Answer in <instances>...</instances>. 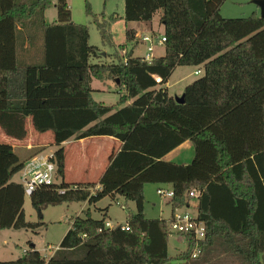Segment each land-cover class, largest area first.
<instances>
[{
	"label": "trees",
	"instance_id": "1",
	"mask_svg": "<svg viewBox=\"0 0 264 264\" xmlns=\"http://www.w3.org/2000/svg\"><path fill=\"white\" fill-rule=\"evenodd\" d=\"M225 1L125 0L126 22H151L162 10L165 53L147 61L131 50L123 58L117 52V61L91 63L100 59V49L90 44L88 26L72 20L68 0H57L53 23L45 18L51 0H0V127L5 133L25 140L29 119L36 132H53L60 146L50 158L56 179L64 177L63 142L107 136L121 143L99 181L63 180L38 189L31 196L34 208L92 205L118 195L136 204L125 224L102 232L106 215L98 220L89 208L83 210L48 261L32 246L0 264H172L171 220L192 202L206 236L180 233L188 247L178 259L264 264V18H225L220 14ZM99 25L107 42L108 26ZM133 37L128 31L127 40ZM38 46L42 62L29 51ZM178 66L203 72L186 86L182 103L166 87ZM93 79L115 84L117 104L93 98ZM187 141L194 150L190 163L165 159ZM45 149L20 152L0 142V230L42 225L25 219V188L12 178ZM147 184L173 190L168 219L146 216ZM192 191L199 195L191 197Z\"/></svg>",
	"mask_w": 264,
	"mask_h": 264
},
{
	"label": "rangeland",
	"instance_id": "2",
	"mask_svg": "<svg viewBox=\"0 0 264 264\" xmlns=\"http://www.w3.org/2000/svg\"><path fill=\"white\" fill-rule=\"evenodd\" d=\"M51 6L45 12L47 23H53L57 20V0H51ZM72 20L77 24L87 25L90 31V44L100 49V59L92 58L91 63H98L99 60L106 62L117 61L116 53L121 58L126 51H134L137 56H145L148 48L152 45L153 56H161L165 53L164 44L160 43L164 33V26L160 22L162 10H159L151 22H126L124 19L125 0H68ZM220 14L225 18H244L252 14L260 15V8L254 3V0H226L220 7ZM117 19L112 21V16ZM108 26L110 34L109 40L105 42L102 39L100 25ZM134 27L142 33L138 37H133ZM131 31L132 40H127V32ZM133 32V33H132ZM142 36H148L150 41H142ZM160 43V44H159ZM38 46L29 50L36 54L37 59L43 61V49ZM36 50V52L34 51ZM34 54V55H35ZM197 71H200L198 74ZM203 72L199 67L178 66L172 73L166 87L171 96H181L188 84H191L197 78L202 76ZM92 88L94 89L93 98L97 102L107 105H115L119 99V93L112 81H102L93 79ZM100 88V89H99ZM30 141H37V138L43 140L46 144L45 153L38 157L53 155L60 146L56 143V136L53 132L38 133L33 129L31 122H28ZM0 142L9 143V137L1 132ZM190 145L191 141H189ZM97 142L90 145L73 143L70 145H61L65 152L64 177L57 178L56 182L63 180L68 183H90L97 182L103 174L104 166L111 157L114 146H100ZM83 152L85 159L82 158ZM20 183H25L22 172L14 177ZM166 184H148L145 214L148 218H164L171 216V206L168 199L157 193L159 187L166 188ZM196 203V202H193ZM192 204V203H191ZM90 209L92 217L102 219L106 215L107 222L113 227L126 223L131 214L136 213V204L128 201L122 196L104 197L97 203L88 205L87 203H71L56 206H48L42 211L37 210L32 205V198L29 195L25 197L24 214L29 222L42 225L36 229H7L0 230V261L15 260L22 256L24 252L35 246L48 261L59 247L65 234L69 230L73 219L83 216V210ZM180 209L179 211H183ZM197 214L196 204L189 209ZM188 247L186 238L180 233L172 230L168 240V253L173 258L172 264H185V261L178 259ZM190 264V263H188ZM204 264H211L205 262Z\"/></svg>",
	"mask_w": 264,
	"mask_h": 264
},
{
	"label": "built area",
	"instance_id": "3",
	"mask_svg": "<svg viewBox=\"0 0 264 264\" xmlns=\"http://www.w3.org/2000/svg\"><path fill=\"white\" fill-rule=\"evenodd\" d=\"M144 42L150 41L148 36L141 37ZM165 38L163 37L160 43L163 44L165 42ZM150 53L145 55V60L151 61L153 58V47L152 45L148 48ZM200 71H197L198 74ZM160 78H157V81L160 82ZM53 155H48L46 157H35L29 160L23 170L21 171L23 174L24 180V188L26 195L32 196V194L41 188L51 187L56 183V172L57 166L56 164L50 160ZM157 193L166 198L170 199L173 197L174 192L170 189L158 188ZM199 194L197 192H190L191 197H197ZM193 206H189L183 211H179L177 209L174 213L173 219L171 220V228L178 233H191L195 236L196 239H203L206 236V227L203 221L198 219V215L189 211ZM197 212V211H196ZM118 227V226H117ZM110 222H106L104 228L99 229L100 232L106 229H115ZM123 229L129 230V226L124 225ZM200 253V249L198 248L193 257H197Z\"/></svg>",
	"mask_w": 264,
	"mask_h": 264
},
{
	"label": "crops",
	"instance_id": "4",
	"mask_svg": "<svg viewBox=\"0 0 264 264\" xmlns=\"http://www.w3.org/2000/svg\"><path fill=\"white\" fill-rule=\"evenodd\" d=\"M131 31H133L135 33V37L140 36L141 33H142L140 30H137L134 27L131 28ZM155 56H157V55H155ZM29 121L31 122L30 119L28 120V122ZM28 122H27V125H28ZM1 132L5 133V131L0 127V134H1ZM9 139H10V142L9 143L13 145L14 149L16 151L19 150L20 152H23L26 149H32V148H36V147H45V148L47 147L46 144L41 143V142H44L43 140H40V139L37 138V141H38V143H37L36 141H33V140L30 141V137L29 136L25 140H16V139H14L12 137H9ZM74 142L75 143L77 142L79 144H84V150H86V148H88V146L86 147V143L87 144L89 143L90 145H92L95 142H97L98 144H100L99 147L100 146H102V147L103 146H108V145L109 146H114V149L115 150H113L112 155L115 154V153H117V151L120 149V145H121L120 141L116 140L115 138L107 137V136L84 137V138H78V139H76L75 137H73L70 140H67V141L63 142L62 145H70V144H73ZM191 144H192V142H191ZM45 151L46 150H44L42 153L44 154ZM193 156H194L193 145H190L189 141H187V142L183 143L181 146H179L178 148H176L175 150H173L172 152H170L165 157V159L168 160V161H172V162H175V163H179V164H188V163H190L192 161ZM82 158L85 159V153L84 152H83ZM109 162H110V158H109L108 162L105 164L103 171L106 170L107 166L109 165ZM14 177H15V175H14ZM14 177L12 178V181L20 183L19 181L15 180ZM147 186H148V184L145 186V194H147V190H148V187ZM165 187L166 188H164V189H170V186L169 185L168 186H165ZM159 188H163V187H159ZM84 204H86V203H84ZM195 204L196 203H193L192 202L191 206H194Z\"/></svg>",
	"mask_w": 264,
	"mask_h": 264
},
{
	"label": "water",
	"instance_id": "5",
	"mask_svg": "<svg viewBox=\"0 0 264 264\" xmlns=\"http://www.w3.org/2000/svg\"><path fill=\"white\" fill-rule=\"evenodd\" d=\"M254 3L259 6V8H260V16L264 18V0H254ZM117 82H119V80ZM175 100L178 103L184 102V94H182L181 96H176Z\"/></svg>",
	"mask_w": 264,
	"mask_h": 264
}]
</instances>
